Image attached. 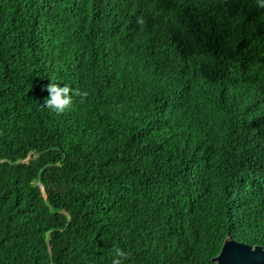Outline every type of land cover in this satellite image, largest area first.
Here are the masks:
<instances>
[{
    "label": "trees",
    "instance_id": "obj_1",
    "mask_svg": "<svg viewBox=\"0 0 264 264\" xmlns=\"http://www.w3.org/2000/svg\"><path fill=\"white\" fill-rule=\"evenodd\" d=\"M51 77L87 102L41 108ZM228 242L264 252V9L0 0V264H218Z\"/></svg>",
    "mask_w": 264,
    "mask_h": 264
},
{
    "label": "clouds",
    "instance_id": "obj_2",
    "mask_svg": "<svg viewBox=\"0 0 264 264\" xmlns=\"http://www.w3.org/2000/svg\"><path fill=\"white\" fill-rule=\"evenodd\" d=\"M255 3L257 8L264 9V0H255ZM136 23L143 28L145 24L143 16H138ZM49 80L50 83L42 89L47 91L49 95L44 99L43 104H40L41 108L47 109L51 113L59 116L72 110L76 103L83 105L87 102L90 95L88 90L81 89L80 87H72L68 84L61 87L55 77H51ZM110 255L112 257L111 264H126L131 257L130 252L122 247H113Z\"/></svg>",
    "mask_w": 264,
    "mask_h": 264
},
{
    "label": "water",
    "instance_id": "obj_3",
    "mask_svg": "<svg viewBox=\"0 0 264 264\" xmlns=\"http://www.w3.org/2000/svg\"><path fill=\"white\" fill-rule=\"evenodd\" d=\"M230 247L226 250L227 247ZM264 258V252H259L247 246L235 242H228L225 248L216 258L218 264H260Z\"/></svg>",
    "mask_w": 264,
    "mask_h": 264
},
{
    "label": "rangeland",
    "instance_id": "obj_4",
    "mask_svg": "<svg viewBox=\"0 0 264 264\" xmlns=\"http://www.w3.org/2000/svg\"><path fill=\"white\" fill-rule=\"evenodd\" d=\"M228 248H230L229 246L226 248V250L228 249Z\"/></svg>",
    "mask_w": 264,
    "mask_h": 264
}]
</instances>
